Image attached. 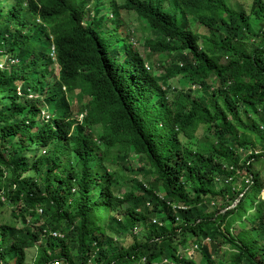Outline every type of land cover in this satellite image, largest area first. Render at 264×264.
Returning a JSON list of instances; mask_svg holds the SVG:
<instances>
[{"label":"trees","instance_id":"1","mask_svg":"<svg viewBox=\"0 0 264 264\" xmlns=\"http://www.w3.org/2000/svg\"><path fill=\"white\" fill-rule=\"evenodd\" d=\"M166 1L0 0V264H264V0Z\"/></svg>","mask_w":264,"mask_h":264},{"label":"rangeland","instance_id":"2","mask_svg":"<svg viewBox=\"0 0 264 264\" xmlns=\"http://www.w3.org/2000/svg\"><path fill=\"white\" fill-rule=\"evenodd\" d=\"M252 1L253 0H232L231 2L235 6H237L239 8H244L246 10H249L251 5H252ZM168 3H169V0L166 1V4H167L165 6L166 9H169L171 7ZM104 10H105V8H102V12ZM127 17H129L131 19V27L134 29L133 30V36L131 37L132 40L136 42V45H137L136 47H138V50L141 51L142 53H145L147 55L148 49L145 47L144 43H145V41L147 39H152L153 38L151 32L149 31V28L147 27V25H146L144 20H140L141 18L138 19L137 14L132 13V14H130ZM112 27H113V25L109 24V28L111 29ZM151 60L154 63L157 62L156 61L157 59L155 60L154 58H152ZM152 61H148V64L152 65ZM0 67H1V65H0ZM2 69H4V68H2ZM164 70H165V67L162 66V67H157L154 72L161 73ZM170 81H171V86L177 87L178 90L185 89V88L188 87V83H187L185 78H181V77L179 78V76H177V77L171 79ZM40 96H41L40 94H38L36 96L35 95H30V96H28V98L30 97L29 99H32V98L35 99V98H38ZM45 116L47 117V114ZM24 135L27 137L28 133L26 132ZM198 135H199V137H203V130L202 129L199 130ZM258 149L259 148H257V150ZM137 159H138L137 156H132L131 158H129V161H130L129 163H131L135 167V166H137L139 164L137 162ZM112 166H113L112 167L113 169L114 168L116 169V168L120 167V165H115V164L112 165ZM119 173H120L121 176H123V175L127 174V171H122V172H119ZM225 185H226L225 183L223 184L221 182H217V183L215 182L213 187L218 190V189H221L222 187H224ZM128 188H129L128 184H125V185L122 186V190L123 191L127 190ZM240 188H241V185H240ZM261 194H262V197H264V190L262 191ZM240 196H242V195H240ZM5 216H6L5 219H7V217L9 218V213L6 212ZM225 250H226V246H224V248L222 249L221 255H224V251ZM35 253H36L35 249H31L28 252V264H31L33 262Z\"/></svg>","mask_w":264,"mask_h":264},{"label":"built area","instance_id":"3","mask_svg":"<svg viewBox=\"0 0 264 264\" xmlns=\"http://www.w3.org/2000/svg\"><path fill=\"white\" fill-rule=\"evenodd\" d=\"M51 264H61V263H59L58 261H56V262H52Z\"/></svg>","mask_w":264,"mask_h":264}]
</instances>
